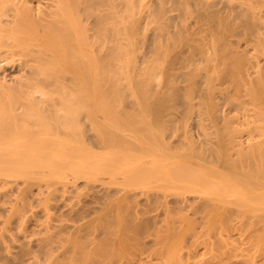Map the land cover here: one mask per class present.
<instances>
[{
    "label": "bare ground",
    "instance_id": "bare-ground-1",
    "mask_svg": "<svg viewBox=\"0 0 264 264\" xmlns=\"http://www.w3.org/2000/svg\"><path fill=\"white\" fill-rule=\"evenodd\" d=\"M261 57L264 0H0V260L264 264Z\"/></svg>",
    "mask_w": 264,
    "mask_h": 264
},
{
    "label": "rangeland",
    "instance_id": "rangeland-1",
    "mask_svg": "<svg viewBox=\"0 0 264 264\" xmlns=\"http://www.w3.org/2000/svg\"><path fill=\"white\" fill-rule=\"evenodd\" d=\"M244 43H242L241 42V45H243ZM262 58V57H261ZM260 61H261V63H264V61H263V58L262 59H260ZM6 73H8V72H6ZM52 180H54V179H52ZM12 181V182H11ZM18 181H20V180H17V179H13V178H11V180L9 179L8 180V184H6L5 186H3V187H0V222H1V220L3 221L4 220V217H5V213L3 212L6 208H8L11 204H10V202L12 201V200H14L16 197H17V195H18V192H17V190H15L16 188H18L19 187V182ZM22 181V180H21ZM20 181V182H21ZM54 181H55V184H54ZM53 182H51V183H53V185H52V187L50 188V190H54V193L58 196L57 198H58V200H57V202L55 201V200H53L52 202L50 201V203L51 204H53V203H55V204H62V203H66L65 201L69 198V190L70 189H67L70 185H66L64 182H66L65 180H60V179H55ZM56 181H59V182H57L56 183ZM62 181H64V182H62ZM11 182V183H10ZM62 182V183H61ZM84 182V180L83 179H80L78 182H77V184L78 185H81L82 183ZM61 184H63V185H61ZM95 184H99L98 182H96ZM66 185V186H65ZM58 186V187H57ZM13 187H15V188H13ZM37 189H38V187L37 186H34V188H33V190L35 191V193L37 192ZM83 192H84V194L85 193H87L88 192V189H87V187L86 188H83ZM12 194H13V196H12ZM83 197H84V195H83ZM73 200L74 199H71V200H69L67 203H73ZM8 201H9V204H8ZM36 205V206H35ZM5 206V207H4ZM32 210L33 211H35V212H40V211H42V210H44V207H43V205H39V204H34V206H33V208H32ZM43 212V213H42ZM41 213V215H44V211H42ZM50 213V215L52 214L53 215V213H54V211L52 210V212H49ZM45 217H43L42 219H44ZM41 219V220H42ZM42 222H44V220H42ZM41 222V223H42ZM40 223V222H39ZM235 223V222H234ZM236 224V228L235 227H233L234 228V231H233V228H229V230H231V231H229L227 228V230H226V232H222V231H224V229L223 230H221V231H219V225H215V226H217V228H218V231H219V233H217V228L214 230L216 233H215V235H214V233H213V231H211V233H213V235L211 236L210 235V237H209V235H208V237H207V235L206 234H204V238H203V236L201 237L199 234V236H196L195 237V234H194V236L191 238V235L192 234H188V233H186L185 235L186 236H184L185 238H187L188 239V241H189V239H190V241L191 242H195V240H197L196 238H198V242L196 241V245L195 244H193L191 247L192 248H190L189 247V250H187L188 248H186V246H189V243L188 242H186L187 241V239L185 240H183V241H185V242H183L185 245H183V246H185V249H183L182 251H184L185 253H187L188 251L190 252V249H191V251H192V249H193V251L194 252H191V253H195V250L197 251L196 253H199V254H204V253H207V250H208V248H210L212 245L211 244H213V242H216V243H219V244H217L218 246H220L222 243L219 241L220 239H223V237L224 236H226L225 238H224V240L226 239L227 240V238L228 237H230V239L229 240H227V242L228 243H230V241L232 242L230 245L233 247V244H235V245H237L238 246V244L240 243V244H242V243H244V244H242V245H240V249H246V250H243L244 251V255L245 254H247L245 251H249V250H251V242H249V238L252 236V235H250V234H252V232H253V230H255V228L254 229H252V226H251V228L249 227L250 225H245L244 224V226H242L243 225V223H235ZM241 224V225H240ZM1 226H2V224H0ZM226 225V224H225ZM225 225H223V226H225ZM237 225H240V226H242V227H239L240 228V231H239V228H238V230H237V232H236V229H237ZM26 226H27V224H26ZM246 226H247V228H246ZM220 227L222 228V226L220 225ZM227 227V226H226ZM229 227H231V225L229 226ZM244 227V229H242ZM213 228V227H212ZM224 228V227H223ZM1 229H3V227L2 228H0V230ZM19 229V230H18ZM207 229H210V228H206V229H204V230H206L207 231ZM243 230V231H242ZM246 230V231H245ZM247 230L249 231V230H251V231H249V232H247ZM8 231V232H7ZM14 231H16L15 233L18 235V233H19V235H22V227L20 228H18L17 227V230L15 229V230H13V231H10V230H8V229H3V230H1L0 231V236L2 235V234H4V235H2L0 238V241H2V244L3 245H9V243L8 242H10V240L11 239H13V237H14ZM227 231H229L228 233H227ZM238 231H239V233H238ZM3 232V233H2ZM10 232V233H9ZM11 232H13V233H11ZM18 232V233H17ZM203 232V231H202ZM208 232V231H207ZM251 232V233H250ZM255 232V231H254ZM254 232H253V235H254ZM191 233V232H190ZM195 233V232H194ZM205 233V232H204ZM209 233V232H208ZM220 233H221V235H220ZM225 233H226V235H225ZM229 233H231V235L229 234ZM13 236H12V235ZM202 234V233H201ZM210 234V233H209ZM217 234V235H216ZM223 234H224V236H223ZM240 234V235H239ZM154 235H157V234H154ZM236 235H237V237H236ZM181 236H182V234H181ZM179 237V239H178V237H176V239H178V240H180L181 239V241H182V238L183 237ZM206 236V237H205ZM221 237V238H219V237ZM9 237V238H8ZM16 237V236H15ZM14 237V238H15ZM199 237H201V238H199ZM215 239H214V238ZM17 238V237H16ZM155 239V238H157V236H154V237H152V235H150V236H148V238H147V240H151V239ZM236 238V239H235ZM10 239V240H9ZM175 239V240H176ZM241 241H240V240ZM3 240H4V242H3ZM9 240V241H8ZM193 240V241H192ZM215 240V241H214ZM225 240V241H226ZM13 241H15V240H13ZM189 241V242H190ZM212 241V242H211ZM236 241V242H235ZM12 242V241H11ZM211 243L210 245L209 244H207V243ZM1 243V242H0ZM7 243V244H6ZM178 243H181L180 241H178ZM177 243V244H178ZM206 243V244H205ZM192 244V243H191ZM215 244V243H214ZM224 244V243H223ZM226 244V243H225ZM181 245V244H180ZM179 245V247H182V246H180ZM209 245V246H208ZM216 245V244H215ZM235 245H234V247H235ZM205 246V247H204ZM214 246V245H213ZM194 247V248H193ZM229 247V246H228ZM228 247H226L225 249L223 248L220 252L222 253V252H225V251H227V248ZM206 248V249H205ZM133 249V254H132V252L130 251V253L132 254H130L129 253V250H128V253L130 254V258H132V260H134L135 262L136 261H138L140 258H142L143 256L145 257V255H147L146 253L143 255L142 253H143V251H142V249H136V248H131V250ZM195 249V250H194ZM187 251V252H186ZM210 251V250H209ZM208 251V252H209ZM242 251V252H243ZM242 252H240V253H242ZM217 253H219V252H217ZM257 253H259V252H257ZM256 253V256L257 257H259V260H258V258H257V261H259L260 262V260H263L264 259V257H261L260 258V256H261V252L259 253V254H257ZM129 254H127V255H129ZM209 255H210V253H208ZM206 255L207 257L209 256V255ZM143 255V256H142ZM219 255V254H218ZM223 255V253L221 254V257H223L222 256ZM226 255V256H225ZM227 255L228 254H224V256L225 257H227ZM242 255H243V253H242ZM263 256H264V253L262 254ZM240 258H238V259H235V258H237V257H235V258H233V260L235 261L234 263H237V262H240L241 260H242V257L241 256H239ZM245 256H243V258H244ZM6 259V258H5ZM5 259H1L0 260V264H8V258H7V260L6 261H4ZM232 260V261H233ZM160 261H158V263H159ZM263 262V261H262ZM261 262V263H262ZM257 264H258V262H256ZM264 263V262H263Z\"/></svg>",
    "mask_w": 264,
    "mask_h": 264
}]
</instances>
